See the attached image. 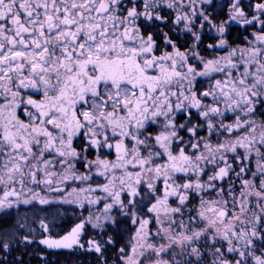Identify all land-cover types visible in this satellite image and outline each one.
Listing matches in <instances>:
<instances>
[{
  "label": "flooded vegetation",
  "instance_id": "flooded-vegetation-1",
  "mask_svg": "<svg viewBox=\"0 0 264 264\" xmlns=\"http://www.w3.org/2000/svg\"><path fill=\"white\" fill-rule=\"evenodd\" d=\"M97 183L165 198L174 251L264 264V0H0L1 234Z\"/></svg>",
  "mask_w": 264,
  "mask_h": 264
},
{
  "label": "rangeland",
  "instance_id": "rangeland-1",
  "mask_svg": "<svg viewBox=\"0 0 264 264\" xmlns=\"http://www.w3.org/2000/svg\"><path fill=\"white\" fill-rule=\"evenodd\" d=\"M115 194H112L102 183H97L85 184L69 191L58 190L56 194L41 190L29 196L30 201L24 202L27 205L35 203L34 206L39 208L58 205L77 210L81 220L63 236H56L50 233L51 225L43 219V213L40 211L42 219L37 223L38 229L30 232L44 236L35 238L33 235L24 236L25 229L21 216L16 222L11 223L9 230L7 229L3 234L0 232V264L1 262L19 264L26 252L32 259L36 258L38 264H48L50 261L47 255L41 252L44 250L89 251L103 255L105 259L104 253L107 248L115 245V233L125 237L124 244L118 250L116 260L110 259V263H105L103 260V264H199L201 262L199 256L188 255L180 250L174 251L171 249L173 243L169 239L157 237L161 233V227L155 224V221L158 222L156 216L166 210L165 198L155 201L148 208L146 206L137 208L131 196L117 198ZM122 226H128L129 231L125 230L124 233L122 230H117ZM21 230L23 234L20 236ZM220 237L224 238V236ZM16 251L18 256L14 261L11 257Z\"/></svg>",
  "mask_w": 264,
  "mask_h": 264
},
{
  "label": "trees",
  "instance_id": "trees-1",
  "mask_svg": "<svg viewBox=\"0 0 264 264\" xmlns=\"http://www.w3.org/2000/svg\"><path fill=\"white\" fill-rule=\"evenodd\" d=\"M41 209V210H40ZM43 213V216L50 225H51V231L50 233L52 235L56 236H63L66 231H68L72 226L76 225L77 222H79L80 214L77 210H71L66 207H61L58 205L48 206L44 208H39L36 206H31L30 208H22V214L24 225V236H34L35 238H43L44 235H34L31 232L37 231L38 226L37 223L42 218L40 217L41 213ZM21 216L19 218H21ZM20 221V222H21ZM8 224L6 223L5 226ZM4 228V226H2ZM128 226H122V228L117 230H122V232L129 231L127 229ZM27 231V232H26ZM31 231V232H30ZM23 230L20 232V236L23 234ZM38 233V232H37ZM125 233V232H124ZM125 237L119 233L114 234V243L115 245H110L107 250L105 251V255L103 259V255H97L94 252H84L82 250H77L75 252L70 251H41L42 254H46L49 261L48 264H103V260H105V263H110L111 260H116L117 258V252L121 248V246L124 244ZM18 252L16 251L12 259L15 261V257L18 256ZM22 262L19 264H38L36 258H31L29 253L26 252L24 254ZM111 259V260H110ZM1 264H5L4 262H1Z\"/></svg>",
  "mask_w": 264,
  "mask_h": 264
},
{
  "label": "crops",
  "instance_id": "crops-1",
  "mask_svg": "<svg viewBox=\"0 0 264 264\" xmlns=\"http://www.w3.org/2000/svg\"><path fill=\"white\" fill-rule=\"evenodd\" d=\"M50 142L53 143V144L55 145V141H51V140H50Z\"/></svg>",
  "mask_w": 264,
  "mask_h": 264
}]
</instances>
